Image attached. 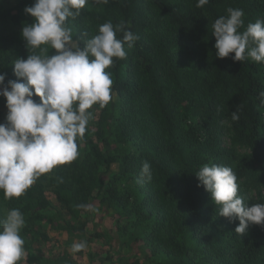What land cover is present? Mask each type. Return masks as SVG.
I'll list each match as a JSON object with an SVG mask.
<instances>
[{
  "label": "trees",
  "instance_id": "16d2710c",
  "mask_svg": "<svg viewBox=\"0 0 264 264\" xmlns=\"http://www.w3.org/2000/svg\"><path fill=\"white\" fill-rule=\"evenodd\" d=\"M35 0H0V74L17 80L13 62L27 59L22 28L35 18L26 6ZM107 0L88 3L67 25L72 45L83 48L99 26L124 22L138 35L126 57L106 69L113 80L106 107L94 105L78 155L40 176L19 198L0 191V220L11 209L25 218L20 231L26 258L18 264H82L46 247L48 227L87 241L85 215L94 202L113 210L115 245L127 247L120 264H264V226L235 232L239 220L219 216V205L199 185L204 165L230 164L237 178L260 173L264 180V62L216 58L212 23L229 7L242 9L243 32L264 21V0ZM83 33H87L83 37ZM118 33V38H122ZM49 55L56 54L48 49ZM247 52V49H246ZM20 82H24L21 80ZM39 101L38 96H34ZM238 110V111H237ZM0 96V123L6 122ZM237 111L239 120L232 119ZM231 128H228L227 124ZM232 132L228 145L227 133ZM239 145L247 150L237 154ZM144 162L152 179H141ZM60 207L51 202L48 190ZM253 204L248 202V206ZM110 255L101 264L110 260Z\"/></svg>",
  "mask_w": 264,
  "mask_h": 264
},
{
  "label": "clouds",
  "instance_id": "9594fccd",
  "mask_svg": "<svg viewBox=\"0 0 264 264\" xmlns=\"http://www.w3.org/2000/svg\"><path fill=\"white\" fill-rule=\"evenodd\" d=\"M107 3V0H95ZM88 0H35L24 11L35 18L22 28L26 47L31 50L27 59L13 62L17 80H8L0 74V96L6 98V122L0 123V191L11 200L21 197L42 175L57 165L76 159L78 139L82 140L94 105L103 109L111 101L113 80L106 71L114 59L126 57L125 45L132 48L138 35L126 30L123 21L115 26L111 21L99 26L98 34L86 39L84 47L72 45V29L66 21L80 15ZM209 0H197L202 8ZM228 15L212 23L216 38V58L223 59L234 53V61L246 58L264 62V21L244 25L242 9H227ZM122 33V38L117 34ZM83 37L87 33L82 34ZM56 54L49 55L48 49ZM247 49V52H246ZM23 80L24 82H20ZM39 97V101L34 99ZM264 104V91L259 93ZM238 111V110H237ZM237 111L233 120H239ZM219 205V216L239 220L235 232L243 235L250 224L264 226V203L251 207L238 195L237 177L232 168L204 165L195 173ZM152 179L151 166L144 162L141 179ZM25 218L19 209H11L0 220V264H18L26 258L24 240L20 231ZM86 242H74L71 251L78 253Z\"/></svg>",
  "mask_w": 264,
  "mask_h": 264
},
{
  "label": "rangeland",
  "instance_id": "374dc122",
  "mask_svg": "<svg viewBox=\"0 0 264 264\" xmlns=\"http://www.w3.org/2000/svg\"><path fill=\"white\" fill-rule=\"evenodd\" d=\"M228 128H231L230 124H227ZM227 133V131H226ZM228 140L226 141L228 145L232 144V132L227 133ZM237 154L245 155L247 150L237 145L235 147ZM230 164H227L229 167ZM238 183V195L243 197L244 203L256 204L264 203V180L261 177L260 173H253L245 178H237ZM49 198L53 205L64 211L54 194L51 190H48ZM85 220H88V232L89 235L97 234L99 237L93 240L87 241L81 236H69L65 232H60L57 230H52L51 227H48V233L51 238L50 242L47 243L46 247L54 253H66L73 255L77 258L82 264H101L107 254L110 255V260L105 262V264H120L121 256L123 259L129 258L131 252L136 253L137 250L130 251L127 247L121 245H115V227L113 219V210L108 208L107 205L99 204L97 201L93 203L92 207L88 209V212L85 215ZM86 242V248L78 253H72L71 247L74 242ZM138 253V252H137ZM27 264V263H23Z\"/></svg>",
  "mask_w": 264,
  "mask_h": 264
}]
</instances>
